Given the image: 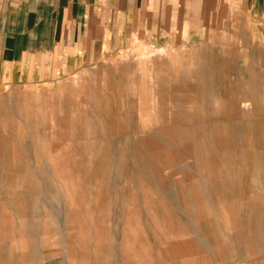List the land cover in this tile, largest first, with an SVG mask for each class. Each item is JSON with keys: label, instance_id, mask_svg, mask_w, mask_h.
I'll return each instance as SVG.
<instances>
[{"label": "rangeland", "instance_id": "1", "mask_svg": "<svg viewBox=\"0 0 264 264\" xmlns=\"http://www.w3.org/2000/svg\"><path fill=\"white\" fill-rule=\"evenodd\" d=\"M206 1L198 35L0 86V264H264V6Z\"/></svg>", "mask_w": 264, "mask_h": 264}, {"label": "crops", "instance_id": "2", "mask_svg": "<svg viewBox=\"0 0 264 264\" xmlns=\"http://www.w3.org/2000/svg\"><path fill=\"white\" fill-rule=\"evenodd\" d=\"M245 3L258 9L264 6V0ZM206 4V0H1L0 86L56 80L63 70L88 68L96 53L99 60L134 38L159 45L181 37L184 30L198 35L195 22ZM192 26L193 33L187 32ZM63 120L67 122L56 118L54 122L60 125ZM5 124L22 130L12 117ZM11 147L23 151L13 153L12 163L24 161L28 169L23 148ZM44 154V150L39 154L43 162Z\"/></svg>", "mask_w": 264, "mask_h": 264}, {"label": "bare ground", "instance_id": "3", "mask_svg": "<svg viewBox=\"0 0 264 264\" xmlns=\"http://www.w3.org/2000/svg\"><path fill=\"white\" fill-rule=\"evenodd\" d=\"M168 136L170 137V139L177 140V141H180L181 137H182V135L180 134L179 131L177 133L172 132V133L168 134ZM185 138H187V136H185L184 139ZM150 149L151 150L149 152H147L145 155L140 157V165H141L140 168L143 170L144 174L148 173L150 175V177H151L150 179H151V183H152L150 185H153L155 187V189L158 191V193L160 192L162 194L163 192H161L160 189H162L164 187L163 180L159 176H157L156 174H153L156 171V166L158 163L157 160L159 159V156H160V153L158 152L159 147H158V145L155 144V145L151 146ZM134 163L136 164V161ZM142 176L143 175H141V177Z\"/></svg>", "mask_w": 264, "mask_h": 264}]
</instances>
